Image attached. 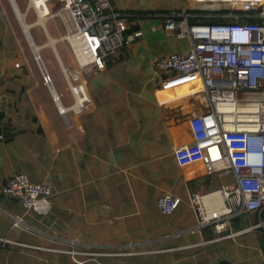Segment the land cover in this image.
Returning <instances> with one entry per match:
<instances>
[{
    "label": "crops",
    "instance_id": "crops-1",
    "mask_svg": "<svg viewBox=\"0 0 264 264\" xmlns=\"http://www.w3.org/2000/svg\"><path fill=\"white\" fill-rule=\"evenodd\" d=\"M110 1L118 10L186 13L193 8L192 0H166L163 7L158 0L151 6L149 1ZM154 20L141 21L142 38L110 58L104 70L83 76L91 106L63 118L34 58L27 57L15 31L0 17V189L7 178L21 173L32 183L50 184L53 191L50 213L38 215L0 190V238L97 254L76 257V263L67 253L0 242V264H264L262 228L230 239L217 238L210 227L180 234L196 224L189 194L219 190L231 180L207 176L199 164L180 168L174 161L173 150L193 142L189 119L207 104L203 94L192 93L197 81L160 87L154 62L187 52L190 41H162ZM55 51L63 66L57 44ZM63 54L70 65L67 46ZM58 93L64 104L72 103L66 86ZM165 194L180 199L168 216L156 206ZM10 216L24 226H14ZM240 216L230 219L227 233L259 219L256 213Z\"/></svg>",
    "mask_w": 264,
    "mask_h": 264
},
{
    "label": "built area",
    "instance_id": "built-area-1",
    "mask_svg": "<svg viewBox=\"0 0 264 264\" xmlns=\"http://www.w3.org/2000/svg\"><path fill=\"white\" fill-rule=\"evenodd\" d=\"M192 3L191 12L164 13L118 10L110 0H27L22 14L26 23L27 14L32 11L35 22L30 26L44 19L39 27L47 40L50 36L46 22L57 18L63 29L59 40L66 44L74 63L71 70L60 66L72 98L69 105L64 104L56 90L40 50L34 51L37 45L30 34L31 43L26 40L41 82L63 118L69 112L79 114L89 110L91 100L83 72L104 70L110 58L141 39L142 31L132 30V26L143 20L160 19L168 36L189 39L187 52L171 53L154 62L162 89L197 81L199 94L204 95L207 104L201 114L188 121L193 142L174 149L173 158L180 168L199 164L207 176H228L231 182L219 190L189 194L196 224L180 234L210 227L219 239L260 228L264 235L261 217L264 213V0H192ZM189 19L195 23L189 24ZM0 190L3 196L19 201L25 210L35 214L47 215L52 209L51 185L32 183L24 174L7 178ZM215 193L221 197L219 203L212 199ZM179 203V198L165 194L157 199L156 206L162 215L168 216ZM249 213L258 214L257 224L227 233L230 219ZM11 219L14 226H24L16 217ZM0 242L23 249L67 253L76 263L79 262L76 257L97 255L14 243L3 238Z\"/></svg>",
    "mask_w": 264,
    "mask_h": 264
},
{
    "label": "rangeland",
    "instance_id": "rangeland-1",
    "mask_svg": "<svg viewBox=\"0 0 264 264\" xmlns=\"http://www.w3.org/2000/svg\"><path fill=\"white\" fill-rule=\"evenodd\" d=\"M13 1H15L16 6L19 9L20 13H24V11L27 7V0H13ZM132 1H135V4H139V5H146V2L149 1V3H147V5L151 6V3H152V5H155L154 0H132ZM165 2H166V0H158V5L163 7L165 5ZM157 10H159V9H148V8L141 9V10L137 9V11H140V12L141 11H157ZM132 11H134V10H132ZM0 17L2 19H4V21L7 23L9 29H12L15 31L17 38L21 40V42L23 43V45L26 48L27 57L30 56V58H33L31 48H30V50H29V48H27L28 46H27V43L25 40L26 37H25L23 30H22V27L20 25L21 23L18 22V20L15 16V13L13 12V10L11 8V4H10L9 0H0ZM25 19H26L27 24H32L35 22V17L33 15L32 11L28 12L27 17ZM23 22H24V19H22V24H23ZM151 22H154L155 24H159L161 26V33L159 34V36H160L162 41H164L166 43L171 41V39H170L171 37L168 36L167 34H165V32H163L164 30L162 28V25H163L162 20L157 19V20H154ZM46 23H47L46 28H47L49 35H50L49 39L54 40V41H59V37L62 36L63 29L60 26L58 19L57 18L51 19ZM29 34L34 39L37 46H43V48L40 50V54L42 56V59L45 63V66H46L49 74L51 76H53V79H54L53 82H54L55 88L57 89L58 92L60 91L61 88L63 90L65 88V82H64L63 77H62L61 68L59 67V64L57 62V59L55 57V53L53 52V49H51L49 46H46V44L49 40L46 39L45 34L43 33V31L39 27V25L33 26L30 29ZM168 37H170V38H168ZM175 39H177V38H175ZM56 44H57V50L60 54V55L58 54L59 59L61 61V64L64 66V67L63 66L62 67L65 68L66 70L73 69L74 63H73L71 57H70V60H71L70 65L63 62V59H62V57L64 58L63 49H64V46H66L65 43L63 41H59ZM55 50H56V46H55ZM161 51H163V50H160V52ZM28 53H29V55H28ZM33 71L34 72L36 71V67L33 68ZM85 74L86 73L83 72V76ZM66 91H67V89H66ZM228 181H229V179L226 181V183ZM245 215H247V214H245ZM261 217H263V215H261ZM241 219L243 221L244 216H240L239 220H241ZM258 221H259V219H257V222ZM244 225H249L248 221ZM263 255H264V253H263Z\"/></svg>",
    "mask_w": 264,
    "mask_h": 264
},
{
    "label": "bare ground",
    "instance_id": "bare-ground-1",
    "mask_svg": "<svg viewBox=\"0 0 264 264\" xmlns=\"http://www.w3.org/2000/svg\"><path fill=\"white\" fill-rule=\"evenodd\" d=\"M11 1V4H12V6L14 7V10H15V12H16V14L18 15V18H19V21H20V25H21V27H22V30H23V32H24V35H25V37H26V40L28 41V42H30L31 43V41H32V39H31V37H30V35H29V30L33 27V25L32 26H30V25H28V24H26L25 22H23V24H22V19H24V16H23V14L22 13H20V11H19V9H17L16 7L17 6H15L14 4H13V2H12V0H10ZM43 24H44V19H41L40 21H38L37 23H36V25L38 26H43ZM49 41L47 42V44H46V46H49L51 49H53V51L54 52H56L55 51V46H56V43H58L59 41H54V40H51V39H48ZM54 46V47H53ZM43 48V46H36L35 48H34V51H36V50H41ZM199 84L194 88V90H193V94H199ZM212 199H213V201L214 202H217V203H219L220 201H221V197H220V195L218 194V193H215L213 196H212Z\"/></svg>",
    "mask_w": 264,
    "mask_h": 264
},
{
    "label": "trees",
    "instance_id": "trees-1",
    "mask_svg": "<svg viewBox=\"0 0 264 264\" xmlns=\"http://www.w3.org/2000/svg\"><path fill=\"white\" fill-rule=\"evenodd\" d=\"M147 12H150V11H147ZM188 23H189V24H194L195 21H194L193 19H189V20H188ZM138 27H139L138 25H134V26L131 27V29H132V30H137ZM263 214H264V213H263ZM263 214H262V215H263ZM263 217H264V216H263Z\"/></svg>",
    "mask_w": 264,
    "mask_h": 264
},
{
    "label": "water",
    "instance_id": "water-1",
    "mask_svg": "<svg viewBox=\"0 0 264 264\" xmlns=\"http://www.w3.org/2000/svg\"><path fill=\"white\" fill-rule=\"evenodd\" d=\"M220 264H229V263H227V262H225V261H222Z\"/></svg>",
    "mask_w": 264,
    "mask_h": 264
}]
</instances>
